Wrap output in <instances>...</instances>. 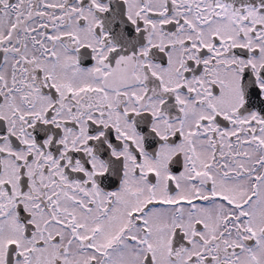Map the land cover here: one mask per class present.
Listing matches in <instances>:
<instances>
[{
    "label": "snow or ice",
    "instance_id": "snow-or-ice-1",
    "mask_svg": "<svg viewBox=\"0 0 264 264\" xmlns=\"http://www.w3.org/2000/svg\"><path fill=\"white\" fill-rule=\"evenodd\" d=\"M0 264H264V0H0Z\"/></svg>",
    "mask_w": 264,
    "mask_h": 264
}]
</instances>
